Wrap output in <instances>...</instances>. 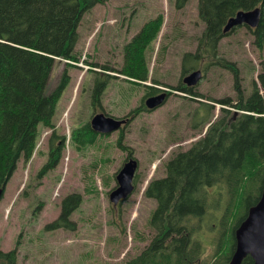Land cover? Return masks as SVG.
<instances>
[{"label":"rangeland","instance_id":"obj_1","mask_svg":"<svg viewBox=\"0 0 264 264\" xmlns=\"http://www.w3.org/2000/svg\"><path fill=\"white\" fill-rule=\"evenodd\" d=\"M197 5L198 0H186L182 7L177 6L176 0H106L83 14L74 47L78 61L55 59L46 89L49 93L57 86L67 67L69 84L53 119L57 133L64 135L58 164L37 177L47 159L48 140L53 131L39 127L40 135L31 158L17 162L0 198V249L16 247L20 264H120L137 255L154 234L148 218L156 203L143 195L146 181L165 175V161L205 134V118L199 126L192 125L193 112L197 107L202 110L199 100L212 104L210 114L201 111L209 115V121L224 115L222 107L233 113L243 112L234 105L232 73L216 62L224 59L235 63L244 92H250L251 81L264 71V42L258 48L246 26L236 27L221 38L218 56L200 59L195 69H201L202 78L193 91L204 97L171 87L188 73L181 75L183 53L195 51L197 37L204 28ZM158 14H162L163 22L153 50L146 55L147 82L169 88L170 95L158 108L143 110L124 125L120 142L125 149L119 146L121 136L117 132L99 136L92 144L75 145L72 131L89 122L93 114L104 111L123 116L141 103L146 89L127 82L117 70L123 63V46ZM102 72L112 76L102 94L101 106H93V81L96 73ZM151 78L159 84L152 83ZM211 96H229L232 106L210 100ZM128 153L137 159L136 183L132 194L115 205L109 193L117 184L116 174ZM255 187L256 180L250 184L256 194ZM215 190L216 186L210 189ZM72 192L79 193L82 200L69 217L71 227L47 228L58 217L62 198ZM220 208H214V215L211 214L212 232L202 233L206 245L210 244L207 239L215 241L218 235ZM212 249L208 246L201 258L210 260ZM203 262L200 260L198 264Z\"/></svg>","mask_w":264,"mask_h":264},{"label":"trees","instance_id":"obj_2","mask_svg":"<svg viewBox=\"0 0 264 264\" xmlns=\"http://www.w3.org/2000/svg\"><path fill=\"white\" fill-rule=\"evenodd\" d=\"M105 1L0 0V188L3 190L17 162L31 158L40 135L39 127L53 131L48 140L47 159L37 177L44 176L58 164L64 135L57 133L53 119L69 84L67 67L57 86L49 93L46 92L48 79L55 59L78 61L74 47L82 16L94 5ZM181 5L177 3V6ZM255 7L260 8L258 24L246 28L253 43L261 48L264 42V0H198V16L204 28L197 37L195 51L183 53L181 75L197 68L203 57L209 60L218 56L219 41L236 29L223 32L228 18L239 10ZM162 22L163 16L158 14L142 25L123 46V63L117 71L125 80L144 86L146 93L153 94L165 88L168 97L171 91L167 87L158 88L147 82L146 55L153 50ZM216 63L232 73L236 92L234 105L243 112L234 117L230 109L222 107L224 115L210 124L207 133L187 150L169 157L164 163L165 175L148 181L143 195L156 203L148 218V226L154 234L137 255L120 264H198L200 260H204L202 264H227L230 260L235 247L234 231L248 208L258 201L264 185V71L251 81V90L246 94L237 65L224 59ZM66 65L74 64L66 62ZM101 67L109 70L106 65ZM102 73H96L93 81V106H99L112 76ZM151 82L159 84L155 78H151ZM174 88L202 97L192 88L185 87L182 80ZM215 102L232 106L229 97ZM209 106L204 107L201 103L202 110L200 107L195 109L192 115L194 127L203 121L209 122V115L201 112L210 114ZM72 132L77 146L92 144L101 134L88 122ZM254 180L256 194L250 188ZM215 186L217 190L210 191ZM81 200V195L76 192L65 195L60 202L58 217L46 227H71L69 217ZM219 206L218 235L215 241L207 239L210 244L206 245L202 233L212 232L211 214L214 215ZM208 246L213 248L211 258L202 259ZM0 264H20L16 247L6 251L0 249ZM242 264H252L251 257H244Z\"/></svg>","mask_w":264,"mask_h":264},{"label":"water","instance_id":"obj_3","mask_svg":"<svg viewBox=\"0 0 264 264\" xmlns=\"http://www.w3.org/2000/svg\"><path fill=\"white\" fill-rule=\"evenodd\" d=\"M260 17V8L255 7L249 10H239L226 21L223 32L231 28L246 25L255 27ZM202 78L201 69H194L187 73L183 82L188 86L196 85ZM151 95L145 99V106L154 109L161 105L167 97L165 91ZM124 120L106 116L103 112L96 113L90 119L93 130L98 132H111L118 129ZM137 168V162L130 159L119 169L116 174L117 186L111 190L109 199L116 204L127 198L133 191V177ZM0 188V196L2 194ZM235 247L228 264H241L246 256H250L252 264H264V185L258 201L250 206L244 219L234 231Z\"/></svg>","mask_w":264,"mask_h":264},{"label":"flooded vegetation","instance_id":"obj_4","mask_svg":"<svg viewBox=\"0 0 264 264\" xmlns=\"http://www.w3.org/2000/svg\"><path fill=\"white\" fill-rule=\"evenodd\" d=\"M186 0H176V2L177 3H180V4H184V2H185ZM182 7V6H181ZM155 18V17H154ZM153 19V18H152ZM162 26V25H161ZM142 27V26H141ZM161 29V28H160ZM139 31V30H138ZM137 33V32H136ZM135 33V34H136ZM134 34V35H135ZM124 55V54H123ZM119 70V69H118ZM193 70V69H192ZM182 78V77H181ZM183 81V80H182ZM184 83V82H183ZM184 86L185 87H190V88H192L193 90H194V87L193 86H188V85H186L185 83H184ZM172 88L174 87V86H171ZM169 89V88H168ZM170 90V89H169ZM163 90L162 89H160L158 92L160 93V92H162ZM171 91V90H170ZM158 92H156V93H153V94H150V93H145L144 94V96H143V98H141L142 99V101H141V103H139L137 106H136V108H133L132 110H130L129 112H127L125 115H123V116H115V115H112V114H109V113H107V112H104L103 111V113L105 114V115H108V116H111V117H113V118H116V119H120V120H124L123 122H122V124H121V126L118 128V129H116V130H113V131H111V132H103V133H101V134H98L99 136H104V135H107V134H112L113 132H117V133H119L120 134V138H119V140H118V143H119V146L121 147V148H123V149H125V146H123V144L120 142L121 141V138L123 139V136H122V131H123V129H124V125L126 124V123H128V122H130L131 120H133V118H134V116L136 115H138V114H140L141 113V111H143V110H149V109H147L145 106H142V104H144V101H145V98H147L148 96H150V95H154V94H157ZM195 93H198V94H200L199 92H196V91H194ZM169 95H170V93H168ZM168 95V96H169ZM202 97H204L202 94H200ZM194 96V95H193ZM227 97H229V96H227ZM227 97H223V98H227ZM230 98V97H229ZM220 99H222V98H218V97H216V96H211V99L210 100H220ZM199 101H201L202 102V104L204 105V107H207V106H209V102L208 101H205V100H199ZM102 111V110H101ZM96 113V112H95ZM94 115V114H93ZM92 115V116H93ZM238 115V113H234V117L235 116H237ZM91 116V117H92ZM91 119V118H90ZM213 122V121H212ZM89 124H90V120H89V122H88ZM210 126V125H209ZM209 126L207 127V129H206V131H205V134L207 133V131H208V128H209ZM120 129V130H119ZM204 133H203V136L205 135ZM49 146H48V152H49ZM130 159H134V160H136V162H137V159L131 154V153H128V155H126V157H125V162L124 163H126L127 161H129ZM242 262H243V260H242ZM242 262H241V264H242Z\"/></svg>","mask_w":264,"mask_h":264},{"label":"bare ground","instance_id":"obj_5","mask_svg":"<svg viewBox=\"0 0 264 264\" xmlns=\"http://www.w3.org/2000/svg\"><path fill=\"white\" fill-rule=\"evenodd\" d=\"M65 60H68V59H65ZM127 81V80H126ZM128 82V81H127ZM139 85V84H138ZM150 85V84H149ZM140 86H142V85H140ZM153 86V85H152ZM144 87V86H143ZM145 88V87H144ZM155 95V94H154ZM151 96V95H150ZM149 97V96H148ZM146 99V98H145ZM91 103H92V105H93V102L91 101ZM144 103H145V101H144ZM100 104H101V100H100ZM99 104V105H100ZM101 106V105H100ZM106 116H108V115H106ZM119 119V118H118ZM121 119V118H120ZM91 126V125H90ZM92 128V127H91ZM93 129V128H92ZM95 131V130H94ZM36 148V147H35ZM23 159V158H22ZM16 165V164H15ZM15 171V170H14ZM14 173V172H13ZM12 173V174H13ZM3 190V189H2ZM3 192H4V190L2 191V194H3ZM2 194H1V196H2ZM1 196H0V198H1ZM146 196V195H145ZM147 197V196H146ZM128 226V225H127Z\"/></svg>","mask_w":264,"mask_h":264}]
</instances>
